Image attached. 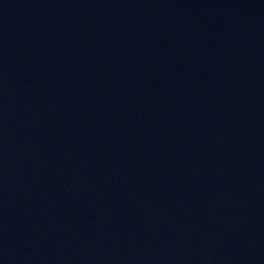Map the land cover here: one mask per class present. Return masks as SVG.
<instances>
[{
	"label": "water",
	"instance_id": "water-1",
	"mask_svg": "<svg viewBox=\"0 0 264 264\" xmlns=\"http://www.w3.org/2000/svg\"><path fill=\"white\" fill-rule=\"evenodd\" d=\"M0 264H264V0H0Z\"/></svg>",
	"mask_w": 264,
	"mask_h": 264
}]
</instances>
